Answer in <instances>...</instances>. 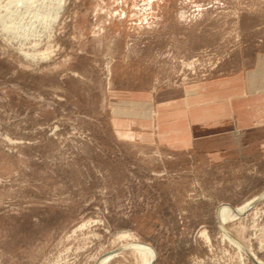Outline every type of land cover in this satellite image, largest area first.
I'll return each mask as SVG.
<instances>
[{"label":"rangeland","instance_id":"rangeland-1","mask_svg":"<svg viewBox=\"0 0 264 264\" xmlns=\"http://www.w3.org/2000/svg\"><path fill=\"white\" fill-rule=\"evenodd\" d=\"M39 1L0 0V264H264V145L175 148L155 117L250 70L264 0Z\"/></svg>","mask_w":264,"mask_h":264},{"label":"crops","instance_id":"crops-1","mask_svg":"<svg viewBox=\"0 0 264 264\" xmlns=\"http://www.w3.org/2000/svg\"><path fill=\"white\" fill-rule=\"evenodd\" d=\"M155 117L160 138L175 148L216 153L264 145V53L249 71L206 82Z\"/></svg>","mask_w":264,"mask_h":264},{"label":"bare ground","instance_id":"bare-ground-1","mask_svg":"<svg viewBox=\"0 0 264 264\" xmlns=\"http://www.w3.org/2000/svg\"><path fill=\"white\" fill-rule=\"evenodd\" d=\"M21 1V0H20ZM38 1V0H37ZM43 0H40L39 2L42 3ZM52 1V0H51ZM60 1V0H59ZM34 3V2H33ZM48 4V3H47ZM50 4V3H49ZM27 7H29V4H27ZM38 7V11H36L33 15H32V20L33 21H37L38 24H41L42 22H44L49 29L50 27V23H48L46 20L50 17V11L51 9L54 10V7L51 8V7H48L47 6H42V4H39L37 5ZM36 9V8H35ZM61 10V6L60 4L57 5V7L55 8V16L54 18L57 17V14L60 12ZM18 19V18H17ZM31 21V20H30ZM29 21V22H30ZM20 22V21H19ZM28 22V23H29ZM47 22V23H46ZM29 25V24H27ZM40 29V28H39ZM45 29V30H47ZM34 57V55L32 56ZM258 199H261V197H258L256 198L255 200L253 199V201L251 202H248V203H244L243 205H241L240 207H238L237 209H231L233 212L231 213H227V212H222L220 214V219H219V223H221V225H223L224 223H226L227 220L231 221V220H234L237 216H239L242 212L245 211V209L254 204L255 201H257ZM252 203V204H251ZM240 217V216H239ZM222 228V227H221ZM222 230V229H221ZM231 242L233 243V245L236 246V248H239V251L241 252L242 250H244L243 246L237 242L235 239L231 238ZM131 244H125V246H122L120 248H117L116 251L114 252H119V251H122L124 249H127L129 251H131L133 254H136L139 258H140V261H141V264H151L152 261L154 260V258H152V254H151V251L150 249L148 248L147 245H144L142 243H138V242H130ZM150 247V246H149ZM112 252V253H114ZM250 254V253H249ZM108 256H112V255H108ZM252 258L255 260V262H257L258 264H262L260 263L255 257L253 254H251ZM109 257V258H110ZM155 257V255H154ZM108 258H104L101 260L100 264H103V262H105V260H107Z\"/></svg>","mask_w":264,"mask_h":264},{"label":"water","instance_id":"water-1","mask_svg":"<svg viewBox=\"0 0 264 264\" xmlns=\"http://www.w3.org/2000/svg\"><path fill=\"white\" fill-rule=\"evenodd\" d=\"M154 253H155V251H154ZM155 258H156V253H155V257H154V260L152 261V263H151V264H153V263H154V261H155Z\"/></svg>","mask_w":264,"mask_h":264}]
</instances>
